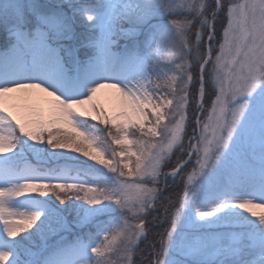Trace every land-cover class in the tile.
Returning <instances> with one entry per match:
<instances>
[{"label":"snow or ice","instance_id":"1","mask_svg":"<svg viewBox=\"0 0 264 264\" xmlns=\"http://www.w3.org/2000/svg\"><path fill=\"white\" fill-rule=\"evenodd\" d=\"M0 264H264V0H0Z\"/></svg>","mask_w":264,"mask_h":264},{"label":"trees","instance_id":"2","mask_svg":"<svg viewBox=\"0 0 264 264\" xmlns=\"http://www.w3.org/2000/svg\"><path fill=\"white\" fill-rule=\"evenodd\" d=\"M189 133H190V129H189ZM189 170H191V168H189Z\"/></svg>","mask_w":264,"mask_h":264},{"label":"rangeland","instance_id":"3","mask_svg":"<svg viewBox=\"0 0 264 264\" xmlns=\"http://www.w3.org/2000/svg\"><path fill=\"white\" fill-rule=\"evenodd\" d=\"M257 211H259V209Z\"/></svg>","mask_w":264,"mask_h":264}]
</instances>
